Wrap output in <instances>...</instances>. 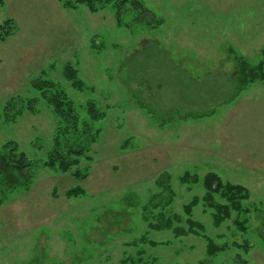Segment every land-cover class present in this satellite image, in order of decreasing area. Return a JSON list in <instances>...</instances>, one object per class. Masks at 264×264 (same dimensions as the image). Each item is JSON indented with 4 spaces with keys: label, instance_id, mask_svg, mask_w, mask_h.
<instances>
[{
    "label": "rangeland",
    "instance_id": "1",
    "mask_svg": "<svg viewBox=\"0 0 264 264\" xmlns=\"http://www.w3.org/2000/svg\"><path fill=\"white\" fill-rule=\"evenodd\" d=\"M141 1L161 25L147 28L131 12L120 25L113 3L91 12L61 0H0V24H15L0 42V150L15 142L34 162L27 188L0 178V264H121L130 256L138 264H264V81L240 93L235 81L236 55L264 60V0ZM38 79L73 100L79 129L87 122L96 136L71 172L43 166L63 124ZM90 102L102 118L90 117ZM77 169L87 176L74 177ZM209 172L249 189L246 231L236 212L214 226L202 200ZM185 173L198 180L183 182ZM76 186L84 194L68 197ZM196 197L190 217L227 247L212 257L201 236L151 230L144 219L177 214L187 227L184 209ZM150 201L161 206L145 211Z\"/></svg>",
    "mask_w": 264,
    "mask_h": 264
},
{
    "label": "trees",
    "instance_id": "2",
    "mask_svg": "<svg viewBox=\"0 0 264 264\" xmlns=\"http://www.w3.org/2000/svg\"><path fill=\"white\" fill-rule=\"evenodd\" d=\"M65 7L75 9L77 6L85 5L91 12L98 11L102 6L113 3L116 10V19L118 24L122 25L126 15L130 12L134 15V22L142 24L147 28H156L161 25V19L156 17L155 13L149 10L141 0H61ZM14 21L8 19L5 23L0 24V42L4 41L14 31ZM235 81L237 82V92L243 91L249 83L257 80L264 81V60L256 64H252L249 60L242 56H235ZM65 76L72 81L73 85L79 89L83 83L77 78V71L71 66H67ZM34 86L41 90L43 96L47 99L48 104L52 107L54 113L63 126L57 130L53 145L48 153L47 159L43 162V166L53 170H59L63 173L71 172L74 168L81 164V159L90 151V145L95 142V135L90 131L89 124L84 122L83 128L79 129L80 118L78 109L73 100L59 90L55 89V84L49 80L38 79L34 81ZM16 102V101H15ZM14 102V103H15ZM23 108L26 105L31 112L35 110L34 101L30 100L27 104L23 100L19 101ZM29 104V105H28ZM7 110H11V107ZM88 112L93 119L102 118L104 115L99 113L95 108L94 103H89ZM21 109L16 111L15 115H20ZM6 112V120L13 121L14 117L8 115ZM89 159V157L87 156ZM34 162L28 158L24 151H19V146L15 142L8 141L2 150H0V178L2 184L7 188H27L31 182V172ZM72 175L78 179H82L87 175L82 169H77L72 172ZM198 177L185 173L182 181L196 182ZM161 183V182H160ZM204 188L206 193L203 201L213 210V223L215 227H220L226 220L230 219L232 212L238 213L234 220V224L241 231L247 230L248 219H240V216L247 214V208L244 202L250 199L251 193L249 189L241 184L224 181L220 175L215 172H209L204 177ZM84 194V189L80 186L71 188L67 192L68 197H79ZM219 195L226 202H219L216 200ZM166 199L165 204H169ZM198 197L185 206V214L188 216L186 223L187 227L181 225L182 218L179 215L173 217H166L163 212L153 214L149 220L145 215V220L148 223V228L155 231L171 230L175 237L188 236L194 234L201 236L207 241V255L212 257L227 249L224 245H217L206 233L205 226L190 217L193 212V207L199 204ZM161 204L150 201V204L144 207L147 211L149 207L159 208ZM154 211V210H152ZM264 241V236H263ZM141 242H146L143 237ZM245 250L248 246L245 245ZM141 254V253H139ZM121 264H138L135 258L130 256L124 259ZM200 264H208L207 261Z\"/></svg>",
    "mask_w": 264,
    "mask_h": 264
}]
</instances>
